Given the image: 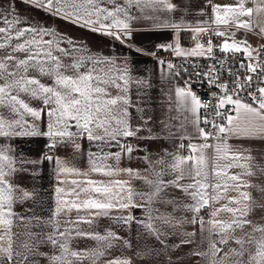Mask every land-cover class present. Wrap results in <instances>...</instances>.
Listing matches in <instances>:
<instances>
[{
  "label": "snow or ice",
  "instance_id": "obj_1",
  "mask_svg": "<svg viewBox=\"0 0 264 264\" xmlns=\"http://www.w3.org/2000/svg\"><path fill=\"white\" fill-rule=\"evenodd\" d=\"M33 7L68 20L81 27H90L92 31H101L115 40L124 43L131 36V21L136 19H152L151 15H144L146 9L151 12L172 11L175 5L169 0H23ZM248 0H237L235 5H213V13L217 26L233 24L237 29H251L249 21L241 17H251L254 12H264V3L252 0L253 7H246ZM135 9L141 15L134 16ZM24 21L16 14L14 0H10L7 9L0 7V264H40L41 258L47 264H97L106 255V250L114 246V242L123 241L126 248H131L129 240L120 237L117 233L108 230L106 234L84 232L80 230L83 223L91 224V219L78 217L76 220L59 219L62 211L71 212L81 209H95V215H108L116 210L129 215L116 216L114 220L125 226L133 222L142 229L144 237L154 238L164 248H168L167 238L177 234V229L185 224L198 225L202 242L209 235H215L217 240L209 242L207 251H194L192 255L206 258L208 264H264V224H253L247 219L252 211L254 202L249 192L244 189L251 185L243 176L254 175L248 163L253 158L245 156L239 151H232L228 143L229 134L239 138L244 134L246 138L264 139V79H258L257 87L252 89L253 76L236 75L231 88L227 84L217 83L219 75L216 74L214 64L208 72L197 73L198 76L208 78L211 87L220 89L224 94L217 96L213 92L215 103L212 111L220 121L214 118L209 120L206 116L200 118V110H208L201 98L193 91V85L185 81V86H176L174 89V103L178 111L185 113L184 120L195 126L198 135L205 141L204 144H189L191 153L187 156L166 153L171 156L168 162L161 158L152 161L148 156L142 157L148 165L144 175L140 170L131 168L121 169L108 163L115 161L118 165L123 153L129 156L134 151L130 144L122 143V139L137 136L142 126L133 127L130 123L129 108L133 107L129 96V86L132 83L150 87L145 80H133L129 75L130 69L127 60L118 63L113 57H99L87 54L83 47H77L72 40L66 41L68 47H63L65 38L54 29L39 26L20 27ZM203 25L207 22H199ZM163 27L180 29L181 24L168 22ZM194 34L206 33L207 28L197 26L190 28ZM264 34V29L261 30ZM224 37L225 31L219 28L214 33ZM235 33H232L234 36ZM48 37V39H45ZM195 38V35H194ZM163 48L164 46H159ZM172 48L171 45L168 46ZM176 56H209L213 55L212 41L207 46L197 42L195 47L184 50L177 42L172 48ZM223 53H245L249 63L241 68L249 73L260 76L264 74V63L259 57L264 55V48L252 49L247 41L237 42L225 40L219 46ZM256 53L254 56L253 53ZM154 55V54H153ZM256 61V62H253ZM219 63V62H218ZM161 73L166 69L171 72L173 63L158 61ZM259 70V71H258ZM178 76L179 72H175ZM45 78L49 82H42ZM115 90V94L113 93ZM241 92L247 93V99H241ZM27 98V99H26ZM172 96L169 100L172 101ZM30 101H37L33 106ZM225 105H232L231 114L221 112ZM137 111L143 109L137 108ZM143 119V117H141ZM44 123L45 130H41ZM146 124L147 121L145 120ZM201 123L205 127H201ZM243 123V127L241 124ZM183 126V125H182ZM208 127L211 130H206ZM150 131V130H149ZM44 136L49 138L50 148L58 144L71 145L79 152L82 139L97 148V152H88L91 170L108 176L120 172L127 173L131 178L142 180L147 191L134 189L128 181L109 180L107 184L92 180H71L72 185L80 186L83 183L94 186L97 198L85 199L80 203L62 200L59 196L66 193L65 188L57 187L56 208L47 219L38 215H23L16 211L17 204H24L33 194L15 183L17 173L26 171L25 164H35L38 161H28L22 156L15 155V149L10 141L18 137ZM139 138V137H138ZM151 138V137H148ZM213 139L216 143L209 144ZM118 147L120 151H105V148ZM180 147H185L181 144ZM213 148L216 153L217 164L212 172L215 182H210L206 171L204 149ZM44 159L55 160L56 172L60 174L80 175L79 171L69 167L58 158L46 155ZM229 161L222 167L218 161ZM191 162V167L185 166ZM157 166L159 170H157ZM241 168L242 173L230 174L228 169ZM166 176L173 178L165 180ZM189 179L187 184L182 180ZM68 184L67 179L59 181ZM231 182V183H229ZM168 188L179 189L189 196L193 203L180 205L175 200L162 198V193ZM211 188V193L208 189ZM74 191V189L72 190ZM81 191H89L82 188ZM234 191L237 196H228ZM79 199V193H76ZM227 200L228 203L215 208L210 218L205 221L197 214L204 207ZM157 201L171 204L173 212L181 207L192 213L191 219L176 217L171 213L163 214L153 207ZM235 205V206H230ZM264 207V206H262ZM141 209L143 219L130 214L131 209ZM221 212L230 214V219H219ZM243 233L237 235V232ZM186 237H194L196 233L183 232ZM88 237L97 242L94 249L76 250L71 247L73 239ZM232 242L236 247H223ZM192 239H182L181 244H191ZM43 247L51 249L42 251ZM155 249L137 252L140 258L150 256ZM105 264H132L130 258L116 257L107 259Z\"/></svg>",
  "mask_w": 264,
  "mask_h": 264
},
{
  "label": "crops",
  "instance_id": "obj_2",
  "mask_svg": "<svg viewBox=\"0 0 264 264\" xmlns=\"http://www.w3.org/2000/svg\"><path fill=\"white\" fill-rule=\"evenodd\" d=\"M9 2L10 0H0V7L7 9ZM169 2L175 5L172 11L153 13L150 9H146L144 15H151L153 17L152 19L141 18L132 20L131 36L125 39L124 43H121L103 34L101 31H92L90 27H81L79 24H73L68 20L51 15L42 9L24 3L23 0H14L16 14L24 21L20 27L31 25L34 27L39 26L54 29L65 38L63 47H68L66 41L70 39L77 47L85 48L87 54L99 57H113L116 58L118 63H123L124 60H127L131 78L134 81L145 80L151 85L147 87L135 83L130 84L129 96L133 107L129 108V120L133 127L138 125L142 126V130L137 136L122 139V143L130 144L134 149L130 156L126 152L123 153L118 165L113 160L108 161V163L118 166L121 169L131 168L140 170L142 175L146 174L144 173V169L148 167L142 157L148 156L152 161L163 158L170 162L171 156L166 155V153L186 156L188 152L191 153L187 145H201L205 143L198 135L195 126L184 120L185 113L178 111L176 108L174 103V89L177 85L180 86L178 76L175 75L173 70L169 72L166 69V65L165 71L162 74L158 61L149 57V55L160 48L168 50L176 56L172 48L175 47L177 42L184 50L194 48L197 42L205 44L204 37L208 33L210 26H215V30L219 28L220 31L227 33L226 36L221 37L223 42L225 40L229 42L232 40L237 42L247 41V44L252 49L258 50L264 48V34L261 32L264 29V12L258 14L254 12L251 17H241V20L250 22L251 29H237L233 24H221L217 26L213 22L215 15L212 9V6L216 4L235 5L237 0H169ZM256 2L264 3V0H256ZM253 6L252 0H248L246 7ZM131 11L134 16L141 15L135 9ZM168 22L180 23L181 28L174 29L161 26ZM199 22L207 23L200 25ZM0 26L3 25L0 24ZM197 26L206 27L207 32L194 34L190 28ZM233 32L235 33L234 36H232ZM45 39H48V37H45ZM161 45L164 47H159ZM169 45L172 48H169ZM253 55L255 56L256 53L254 52ZM42 82L49 81L42 78ZM113 93L115 94V90H113ZM170 95L173 98L172 101L169 100ZM30 103L33 106H38L37 101H30ZM137 108L143 109V111H137ZM145 120L147 121L146 124L144 123ZM241 126H244L243 123ZM41 130H45L44 123H41ZM3 142V139L0 138V143ZM78 142L81 144V150L79 152H76L71 145L58 144L55 148H50L48 147L50 143L49 138L44 136L18 137L10 141L12 147L15 149V155L22 156L28 161H38L35 164H25L24 168L26 171L17 173L15 177V183L33 194L24 204H17L15 206L16 211L23 215L35 214L47 219L56 208L58 196L56 193L57 187L67 190L66 193H61L59 196L62 200L69 202L76 201L80 203L85 199L97 198L98 194L94 192V186L88 185L87 183H83L80 186L72 185L71 180L73 179L78 181L92 180L105 184L109 180H122L128 181L138 191L148 190L142 180L133 179L125 172L108 176L92 171L88 160V152L89 150L97 152V148L91 145L86 138ZM215 143L216 141L214 140L211 144L214 145ZM228 143L231 145L232 151H239L245 156L250 155L253 158L247 162L241 161L242 163H248L250 170L254 173L251 176H243V179L251 185L244 190L250 193L252 201L254 202L253 209L247 219H250L253 224H264V207H262L264 206V139L259 137L246 138L244 134H241L237 138L229 134ZM181 144L185 145V147H180ZM47 150L53 152V157L60 158L65 165L77 169L80 175L60 174L58 179L55 160L48 161L44 159V152ZM105 151L117 152L120 149L118 147H112L105 148ZM203 151L207 165L206 171L209 173L210 182L214 183L215 178L212 169L217 164L216 153L213 148H206ZM228 162L225 160L218 161L221 167ZM159 167L157 166V170H159ZM185 167H191V162ZM228 172L230 174L242 173L244 169L231 168L228 169ZM171 178L173 177L166 176L165 180ZM61 179H67L69 183L62 184L59 182ZM190 182L187 178L181 181L183 184ZM82 188H87L89 191H81ZM73 189L74 191H72ZM208 191L211 193V188ZM76 193H79V199H77ZM227 195L237 196L238 194L234 191H229ZM162 198L175 200L180 205L193 203L189 196L176 188L166 189L162 193ZM226 203H228L227 200H220L216 204L210 202V210L205 214L201 209L197 215L207 221L210 218V213L215 208H219ZM153 207L158 209L160 213H171L176 217H187L191 219L193 215L185 211L182 207L173 212V206L171 204H164L159 201L153 204ZM96 211L95 209L73 210L70 213L62 211L59 219L61 221L68 219L76 220L78 217L91 219V224L83 223L80 225L81 231L104 235L108 230H111L131 242V248L124 247L123 241L114 242V246L106 250V255L97 261V264H105L107 259H114L116 257L130 258L132 264H208L206 258L194 256L192 253L194 251H207L209 242L218 239L217 236L209 235L206 231L204 233L206 239L202 242L199 226L185 224L182 228L177 229L176 235L167 238L169 247L164 248L154 238L144 237L143 235L138 236V233H142V229L136 223L133 222L130 226H125L114 220L116 216L129 215L127 210L124 212L113 210L106 216L95 215L94 213ZM130 214L139 219L144 218L141 209L133 208ZM218 218L228 220L230 219V214L221 212ZM193 231L196 233L194 237H186L181 234L183 232ZM242 234L239 231L237 232V235ZM182 239H192L193 243L181 244L178 248L172 247L174 244H179ZM71 247L76 250L94 249L97 247V242L88 237H77L73 239ZM221 247H223L224 251H227L229 247H236V245L230 242L229 245ZM149 248L155 249L150 256L146 258L137 256V252H145ZM41 250L51 251L48 247H43ZM40 264H47V261L41 258Z\"/></svg>",
  "mask_w": 264,
  "mask_h": 264
},
{
  "label": "built area",
  "instance_id": "obj_3",
  "mask_svg": "<svg viewBox=\"0 0 264 264\" xmlns=\"http://www.w3.org/2000/svg\"><path fill=\"white\" fill-rule=\"evenodd\" d=\"M215 26H210L208 33L204 37V42L207 46L208 40L212 41L213 46V55L211 57L205 55L203 57H177L174 56L170 51L163 50V49H156L152 54L149 55V57L160 61L163 60L165 62H171L175 66L173 69L174 72H179L178 80L181 87L185 86V81H189L193 85V91L201 98L202 102L206 105H208V110L205 111L204 109H201V120L204 119L206 116L209 120H213L214 118L217 120V122L220 121L219 117L215 116V113L212 111V105L215 103L212 97V93H217V96H222L224 93L215 87H211L209 85L208 78H205L203 76L196 75L197 73H205L208 72L209 69L215 64L216 74L219 75V80L217 83H223L227 84L229 88H231L233 81L235 80V77L237 74L240 76H247L252 75L253 76V84L252 89H255L257 87V81L258 79H264V74H261L260 76H257L256 74L249 73L245 68H241V62L246 66L249 61L246 57V54L241 53H223L219 50V46L223 44L222 38L220 36L215 35ZM154 54V55H153ZM219 62V63H218ZM256 62V61H253ZM259 62L264 63V55H261L259 57ZM259 71V70H258ZM241 99H247V93L241 92L240 94ZM232 105H225L224 109H220L221 112L227 111L231 114L232 112ZM201 127H205L201 123ZM206 130H211L210 127H208ZM202 141H204L201 138ZM214 140L209 139L207 142L211 144ZM205 142V141H204ZM188 152L186 154L189 155ZM51 155L53 156V152L47 150L44 152V156ZM210 210V207H204L202 208V212L205 214ZM206 217V216H204Z\"/></svg>",
  "mask_w": 264,
  "mask_h": 264
}]
</instances>
